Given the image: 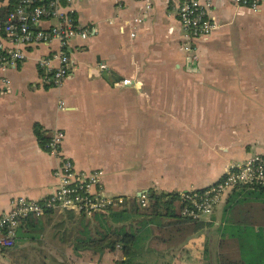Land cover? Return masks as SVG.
I'll list each match as a JSON object with an SVG mask.
<instances>
[{
	"label": "crops",
	"instance_id": "obj_1",
	"mask_svg": "<svg viewBox=\"0 0 264 264\" xmlns=\"http://www.w3.org/2000/svg\"><path fill=\"white\" fill-rule=\"evenodd\" d=\"M179 1L64 0L63 11L95 31L72 41L65 83L53 86L40 67L59 51L57 41L30 47L26 61L0 72L11 82L8 91L0 82V216L14 198L41 200L56 189L60 161L40 143L35 125L46 140L63 131L62 151L75 168L102 170L106 194L127 200L209 188L228 164L264 154V5L252 11L210 0L218 27L194 42L195 60L185 49L190 39ZM0 3L7 8L10 0ZM56 25L48 20L41 27ZM59 67L53 60L52 69ZM170 212L145 211L137 219L149 224L128 264H264L260 190L231 193L197 232ZM26 227L0 264H23ZM118 260L107 253L87 261L72 252L43 264Z\"/></svg>",
	"mask_w": 264,
	"mask_h": 264
},
{
	"label": "built area",
	"instance_id": "obj_2",
	"mask_svg": "<svg viewBox=\"0 0 264 264\" xmlns=\"http://www.w3.org/2000/svg\"><path fill=\"white\" fill-rule=\"evenodd\" d=\"M64 0H17L14 9L3 19L0 15V72H7L27 60V50L41 44L59 42V51L50 58L40 60V67L46 79L53 86H62L69 76L73 64L72 41L75 38L87 39L95 31L81 28L72 14L63 11ZM120 4L122 0H113ZM237 8L258 11L264 0H233ZM0 3V8H1ZM210 0H180L178 16L182 27L188 32L190 43L186 51L198 59L194 47L196 40L209 37L217 29V22L211 17ZM56 20L57 25L49 29L41 27L44 21ZM10 44L11 46H8ZM60 67L52 69L53 60ZM100 69L108 70L106 64ZM4 90H9L10 80L0 79ZM124 85L131 80H124ZM65 140L63 131L51 135L46 145L49 154L59 158V166L54 170L57 181L54 192L41 200L24 197L14 198L8 212L0 216V257L16 244L17 230L31 217L43 218L60 212L71 213L93 219L96 215L122 211L127 205L126 198L109 196L105 192L102 170L78 171L73 161L63 154ZM264 187V154H255L247 160L230 163L226 166L223 178L213 186L202 190L177 193L181 205L180 216L191 222H202L213 214L237 190L259 189ZM141 208H148L149 195L138 198Z\"/></svg>",
	"mask_w": 264,
	"mask_h": 264
},
{
	"label": "trees",
	"instance_id": "obj_3",
	"mask_svg": "<svg viewBox=\"0 0 264 264\" xmlns=\"http://www.w3.org/2000/svg\"><path fill=\"white\" fill-rule=\"evenodd\" d=\"M16 2L17 0H10L9 7L0 9V15L3 19L14 9ZM34 131L40 143L46 149L48 140H46V137L42 133L41 127L35 125ZM255 190L263 192L264 197V187ZM149 198L151 204L146 211H151L154 215L161 211L160 209L164 208L167 211H171V216L189 222L190 225L187 228L190 233L197 232L201 229L202 224L200 222H191L180 216L181 205L178 201L177 193L158 194L151 191L149 193ZM136 201L135 199V202L131 203V205L127 206L122 211L116 210L110 211L109 214L96 215L94 218L95 221L100 223H98L99 226H94L91 219L79 216L78 224L75 228V242L72 243L75 245V253L82 251L101 256L110 253L120 257V260H118L116 264H128L138 246L140 232L144 227H148L147 224H149L137 220L141 215H144L145 211H141L142 208ZM67 214L73 215L71 213ZM49 216L51 215L49 214L46 217ZM46 217H31L25 223V226H35ZM134 223H136L138 227L141 224L143 228L141 229L139 227L140 229H136Z\"/></svg>",
	"mask_w": 264,
	"mask_h": 264
},
{
	"label": "rangeland",
	"instance_id": "obj_4",
	"mask_svg": "<svg viewBox=\"0 0 264 264\" xmlns=\"http://www.w3.org/2000/svg\"><path fill=\"white\" fill-rule=\"evenodd\" d=\"M133 202L135 200H129L127 206ZM136 203L139 204V201L137 200ZM150 204L151 201L149 202V207ZM148 208H142L141 211L144 212ZM160 210L165 209L162 208ZM78 220V215L60 212L42 219L35 226L26 227L25 231L21 234V238L24 240L22 239L20 243L23 245V249L20 250L23 264H43V260L47 257L59 258L63 257V254L71 256L72 252L75 253V245L72 243L75 242V228ZM91 222L94 226H99L100 224L95 221V218L91 219ZM79 253H82L87 261L93 257L92 254L87 252L80 251Z\"/></svg>",
	"mask_w": 264,
	"mask_h": 264
},
{
	"label": "water",
	"instance_id": "obj_5",
	"mask_svg": "<svg viewBox=\"0 0 264 264\" xmlns=\"http://www.w3.org/2000/svg\"><path fill=\"white\" fill-rule=\"evenodd\" d=\"M139 195H141V194H139Z\"/></svg>",
	"mask_w": 264,
	"mask_h": 264
}]
</instances>
